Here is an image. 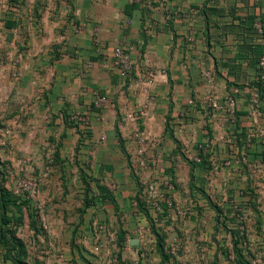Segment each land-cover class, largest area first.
<instances>
[{
  "label": "crops",
  "instance_id": "obj_1",
  "mask_svg": "<svg viewBox=\"0 0 264 264\" xmlns=\"http://www.w3.org/2000/svg\"><path fill=\"white\" fill-rule=\"evenodd\" d=\"M8 9L0 14V171L7 178L16 159H38L42 194L51 196L46 264H93L120 230L137 246L128 233L148 224L137 199L147 201L149 184L165 189L166 216L148 212L166 228L176 217L169 198L175 209L188 203L214 215L215 205L230 216L264 210L251 180L264 168V98L255 114L247 103L260 42L252 23L264 26V0H10ZM118 45L131 47L125 78L112 66ZM97 96L106 98L100 108ZM229 96L234 124L210 106ZM71 113L87 114L89 126L66 123ZM201 144L205 162L191 168ZM91 224L92 240L74 234ZM108 226L114 234L100 235Z\"/></svg>",
  "mask_w": 264,
  "mask_h": 264
},
{
  "label": "rangeland",
  "instance_id": "obj_2",
  "mask_svg": "<svg viewBox=\"0 0 264 264\" xmlns=\"http://www.w3.org/2000/svg\"><path fill=\"white\" fill-rule=\"evenodd\" d=\"M9 3L10 0H0V14L2 16L9 11ZM3 20H0V25H3V22H5ZM5 56L6 53H2V60L5 59ZM3 64L2 66L6 67V73L9 75L8 60H4ZM16 160L19 162L17 171L12 174L9 173L5 183L13 189L14 181L28 175L36 182V193L33 197H29L25 193L17 194L21 199L19 200L20 203H18L19 206L17 205L15 208L19 210L8 208L4 214L0 210V223H2V219L6 222V225L1 224L2 230L11 228L19 240L22 241L25 253L20 257V261L23 264H46L47 252L52 248L47 242L46 229L42 227L41 222L46 223V206L51 196H44L42 194L43 185L38 159ZM52 160L51 156L43 159L42 165L44 168L52 167L54 163ZM225 165H230L228 160H225ZM21 166L23 167L20 169ZM259 169L256 168V171L251 174V180L255 182V189L258 193V197L255 198L256 203L264 205V168L263 171ZM165 180L168 181V177ZM162 191L165 192V189H162ZM169 199L172 201V205L174 204L172 209L176 212L175 220L169 226L167 225L168 228H166V223L164 222L157 225L166 233L163 248L166 251L164 254L170 256V258L168 261H165V264H236L232 238L230 236L234 225L231 224V220L228 221L226 218L231 217L229 213H221L219 215H214L212 212L205 213L203 208L197 205L191 210L189 208L191 206L188 203L187 205H182V208L175 209L174 200L172 198ZM25 200H28V204L24 203ZM191 212L195 213L190 214ZM234 216H237L236 221L242 222V227L240 228L242 230L241 235H246L243 242L238 243V247L245 260L252 261L253 264H264V210L256 213L236 211L234 212ZM202 221L204 222L202 223ZM92 224L90 228L86 229L73 228V232L81 240L84 237H92V240L99 234L97 225V235L93 234L95 229ZM140 227L144 231L142 236L137 235V227L128 233L130 239H137V246L135 247L134 245H122L120 247L114 241L116 227H105V232L101 231L100 235L102 233H105V235L113 233L114 239L109 241L107 249L98 252L97 258L91 261V263L160 264L159 252L155 248V233L149 229V224ZM3 252L0 247V264H12L9 260L3 259ZM81 262H78V264H88L84 260ZM74 264L76 263L74 262Z\"/></svg>",
  "mask_w": 264,
  "mask_h": 264
},
{
  "label": "trees",
  "instance_id": "obj_3",
  "mask_svg": "<svg viewBox=\"0 0 264 264\" xmlns=\"http://www.w3.org/2000/svg\"><path fill=\"white\" fill-rule=\"evenodd\" d=\"M260 24L262 27V35L259 38L260 40H263V44L257 43L256 45L253 46V53H254V56L256 57V62H255L256 77H255L254 83L250 86V89L252 88L257 89L258 92L260 93V99L262 100L263 94H264V87L261 86V83L258 80L260 70L257 68V61L259 57L261 56L262 52L264 51V26L262 25V23ZM252 29L256 33L253 27V23H252ZM64 121L68 124L76 125L74 122L69 120V115L64 116ZM235 122H236V118H235L234 123ZM202 145L205 146V144H202ZM206 154H207V151L206 153H202L199 150V152H197V155L200 157V161L196 162L194 160L193 163H189L190 167L193 168L194 164L196 166H201L205 162L204 158L206 157ZM5 181H6V178L2 175V172L0 171V210L2 211L3 214L5 211H7L8 208H12V209L14 208L15 210H17L18 208H15V207L18 205V203H20L19 200L21 199L19 195L13 193L12 189L7 190L4 187ZM168 181L172 186H174L173 179L170 175L168 176ZM191 182L193 183V180H191ZM162 193H163V198L156 197L155 199L158 204L157 209L152 206L150 197L146 199L147 200L146 202L142 199L141 200L137 199V205H138L139 211L142 214H144V216L146 217L148 224L150 226L149 229L155 233L154 235L156 239L155 248L159 252L160 264H165V261L166 260L168 261L170 258V256L164 254L166 253V251H165V248H163V245L165 244V238H166L165 234L166 233L161 227H158L156 225V223L153 220L154 218L148 212L149 209L154 210V212H158V210H162L163 216H166L167 210H168V206H167L168 202L166 199L167 196H166V192L162 191ZM24 203L28 204V200H25ZM210 205L213 206V204L211 203ZM213 207L215 208L217 215L221 214V212L218 211L219 209L216 205ZM226 218L228 221L231 220V224L234 225L233 229L230 232V236L232 238L233 251L235 254L234 257L236 260V264H253L252 261L245 260L244 256L242 255L240 251V248L238 247V243L243 242V239H245L244 238L245 235L243 234L241 235L242 230L240 228L242 227V222L239 220L236 221L237 216L235 217L234 215H232L231 217H226ZM1 224L6 225V222H4V219H2V223H0V247L4 251L3 259L6 261L9 260V262H11L12 264H18V263L23 264L20 261V257L24 255L25 253L24 252L25 249H24L22 241L19 240V238L14 234L15 232H13L11 228H6L5 230H2L3 228ZM30 227H31V224H30ZM124 239H125V233L120 230V234L117 240V245H119L120 247H122V245H125Z\"/></svg>",
  "mask_w": 264,
  "mask_h": 264
},
{
  "label": "built area",
  "instance_id": "obj_4",
  "mask_svg": "<svg viewBox=\"0 0 264 264\" xmlns=\"http://www.w3.org/2000/svg\"><path fill=\"white\" fill-rule=\"evenodd\" d=\"M143 1H147L149 3H152L154 0H127V2L129 4H140ZM253 27H254L257 35L259 37H261L262 27H261L260 22H258V21L254 22ZM93 41L95 43L98 42L96 36L93 37ZM259 43L263 44V41L260 40ZM130 50H131L130 46L118 45V46L114 47L112 52H111L112 66L118 70L119 76H121L123 78L128 76V74L130 73L132 66H133V62H132V59L130 58V54H129ZM87 67H89V65ZM257 68L260 70L258 80L261 83V86L264 87V51L262 52L261 56L259 57V59L257 61ZM263 98H264V94H263ZM260 100H261L260 99V93L258 92V90L255 88L249 89L247 103L249 105V109H250L251 114L256 113V108L258 107ZM105 103H106L105 97L97 96L95 101L92 103V105L95 108H100ZM152 103H153L152 97H148L145 100V102L142 104L141 108L137 111V116L140 119L145 117V115H146L149 107L152 105ZM210 106L215 110L223 112L222 114L225 115V120L227 122H229L230 124L234 123L235 118H236L235 113H236L237 107H236V102H235V99L233 96L227 97L224 100V103L222 105L217 104V103H211ZM69 120L74 122L77 125H81V127H84V128L89 126V117L87 114L71 113L69 115ZM248 136L250 137L251 134H249ZM134 138L138 142L141 140V137L138 133H136ZM197 148H198L197 152H199V150H200L202 153H206V150H207L206 145L203 146L201 144ZM193 159L196 162L200 161V157L197 154ZM139 164L141 166V165H143V162L140 161ZM34 181L35 180L31 176H28V175L18 178L16 181H14L13 189H12L13 193H15V194L25 193L29 197H33L36 193V182H34ZM163 184L165 185V187H168L170 185V183L168 181H164ZM146 189H147V195L151 199L152 206L157 209L158 204H157L155 199H156V197L163 198V193L157 192L155 190L154 186L150 185V184L147 186ZM41 224H42V227L44 229H46V223L42 221ZM143 233H144L143 229L138 230L139 236H142Z\"/></svg>",
  "mask_w": 264,
  "mask_h": 264
}]
</instances>
